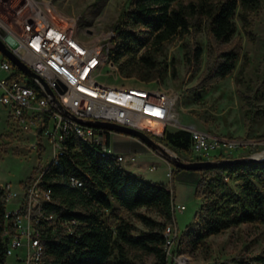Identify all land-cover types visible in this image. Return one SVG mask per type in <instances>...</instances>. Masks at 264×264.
I'll return each mask as SVG.
<instances>
[{"label":"trees","instance_id":"16d2710c","mask_svg":"<svg viewBox=\"0 0 264 264\" xmlns=\"http://www.w3.org/2000/svg\"><path fill=\"white\" fill-rule=\"evenodd\" d=\"M260 6L261 0H136L120 13L113 25L110 42L114 47L110 57L125 77L134 76L142 82L161 81L169 72L175 78V58L169 62L165 58L160 60L165 44L174 36L204 31L207 61L195 87L204 90L236 68L240 43L219 51L216 47L231 41L237 33L235 17L239 18L246 37L255 42L249 14ZM182 46L184 66L196 74L201 68L202 43L195 40L183 42ZM261 94L256 88L251 96H244L242 110L247 126L263 113L256 108ZM149 135L187 156V160L201 159L192 155L188 130L166 127L161 135ZM236 156L243 155L224 158ZM174 170L179 168L170 171L171 181ZM198 171L200 178L194 192L200 203L193 226L183 231L192 247L204 244L210 235L231 226L264 223V160L222 164ZM68 174L80 177L84 185L68 184ZM231 181H235L236 187L231 186ZM41 186L51 191L50 200L41 201L43 210L79 221L73 234L42 229L45 246L42 264H146L147 256H152V264H168L163 230L174 221L172 187L126 171L121 162L102 156L93 143H80L78 149L63 156L58 164L49 166L43 173ZM6 203V190L0 185V264H6V244L15 232L13 222L23 212L22 206L17 213L6 217ZM141 207L155 209L161 219L139 211ZM129 216L143 228L139 229ZM207 264H264V253Z\"/></svg>","mask_w":264,"mask_h":264},{"label":"built area","instance_id":"2783aa9c","mask_svg":"<svg viewBox=\"0 0 264 264\" xmlns=\"http://www.w3.org/2000/svg\"><path fill=\"white\" fill-rule=\"evenodd\" d=\"M0 2L10 4L6 0ZM17 2L15 7H6L4 16L0 14V36L9 33L16 39L13 52L38 77L21 71L0 51V70L7 73L0 76V105L7 108L15 132L28 140L26 145L39 155L48 151L50 161L33 172L19 192L12 190L9 182L0 183L6 190V201L21 195L18 208L7 210L5 216L17 213L23 206V212L14 219L15 232L8 238L5 256L6 264H42V229L73 234L79 224L76 218L42 209V199L50 200L51 196L50 189L41 186L43 173L78 149L80 143H93L102 156L119 162L126 157L110 145V135L116 131L82 124L75 117L109 121L161 135L174 120L176 97L167 88L159 87L158 80L141 85L112 81L121 73L110 57L114 47L110 39L105 44L90 43L57 25L36 0ZM190 132L192 155L201 159L235 156L234 152L264 144V140L224 137L200 129ZM253 155L262 157L264 150ZM130 159L135 157L131 155ZM66 181L73 187L84 185L75 174H68ZM176 209L182 210L184 205L174 204L173 211ZM163 234L168 259L179 235L174 221L165 226ZM178 264L188 263L183 258Z\"/></svg>","mask_w":264,"mask_h":264},{"label":"rangeland","instance_id":"374dc122","mask_svg":"<svg viewBox=\"0 0 264 264\" xmlns=\"http://www.w3.org/2000/svg\"><path fill=\"white\" fill-rule=\"evenodd\" d=\"M8 5L15 7L19 0H6ZM136 0H36L38 5L62 27L68 28L75 36L83 38L90 43L105 44L111 38L113 25L120 13L129 8ZM0 2V14L4 16L6 7ZM237 33L227 43L218 44L217 50L232 47L236 42L241 45L240 57L236 68L225 78L218 79L204 90H196L203 69L207 61V36L204 31L188 33L183 37L174 36L166 44L160 60L169 62L175 58L177 75L171 77L169 72L157 85L167 88L176 97L174 104V120L168 129L205 130L211 134L224 137L242 139L264 140V0L257 11L250 12V28L256 36L255 42L246 37L241 28L239 18H234ZM199 41L202 43L203 54L201 68L196 74L187 71L183 62V42ZM245 54V56H244ZM248 58V61L245 60ZM7 73L0 70V76ZM116 83L126 85H141L134 76L125 77L122 74L115 80ZM259 88L261 96L256 101V108L263 113L256 115L252 123L247 126L244 120L242 104L245 95H252ZM7 108L0 105V183L9 182L12 190L20 191L22 182L37 169L44 168L50 161L49 152L39 155L26 145L28 140L15 132L9 122ZM151 124H154L151 122ZM165 127V128H166ZM117 133V132H116ZM123 134V133H119ZM115 136V135H114ZM114 138V137H113ZM114 144V140H112ZM112 145V144H111ZM182 159L187 156L172 150ZM264 150L263 145H256L252 149H242L234 155H252ZM125 159L121 161L122 167L136 175H141L134 165L143 164L142 178L161 182L172 187L174 191V204H183L184 209L174 211L173 220L178 230L176 242L171 247L168 264H178L179 259H186L188 264H207L215 260H223L246 254L264 253V223H240L231 226L218 234L210 235L204 244L192 247L183 232L187 226H193L194 215L199 206L200 198L195 195V185L200 177L197 170H174L173 180L166 175L165 162L141 151L125 152ZM133 155L135 160H131ZM41 157V158H40ZM206 159V158H205ZM156 166L148 171L151 164ZM174 169V167H172ZM231 186L236 187L235 181ZM21 195L12 196L6 203V210L15 211L18 208ZM139 211L161 219L160 214L153 208L141 207ZM123 215H127L122 211ZM130 217V216H129ZM135 225L141 229L143 226L135 218L130 217ZM180 240L182 242L180 243ZM11 259V258H9ZM152 256L145 258L146 264H152Z\"/></svg>","mask_w":264,"mask_h":264},{"label":"water","instance_id":"95a60500","mask_svg":"<svg viewBox=\"0 0 264 264\" xmlns=\"http://www.w3.org/2000/svg\"><path fill=\"white\" fill-rule=\"evenodd\" d=\"M17 46L16 39L9 33H5L3 37L0 36V51L5 54V56L21 71L26 73L31 77H38V75L33 72L28 65L21 60L14 52L13 48ZM50 92V90H49ZM77 121L82 124L92 125L95 127H104L110 130H114L118 133L127 134L130 136H134L139 140L143 141L151 148L159 151L163 156H165L174 167L185 170H202L208 167H216L222 164H238L247 161H263L264 156H256V155H247V156H236L232 158H224V159H194V160H184L179 155L174 153L173 151H169L168 147L161 144L153 137H151L146 132L124 125H119L109 121H100V120H90V119H82L75 117Z\"/></svg>","mask_w":264,"mask_h":264},{"label":"crops","instance_id":"0c3cea01","mask_svg":"<svg viewBox=\"0 0 264 264\" xmlns=\"http://www.w3.org/2000/svg\"><path fill=\"white\" fill-rule=\"evenodd\" d=\"M139 82L143 83L140 80H139ZM112 140H114V144L112 143ZM109 141H110V145L112 144L111 146L115 151L122 152V153L131 152V151H141V152H144L147 155H150L154 158H158V159L163 160L165 162V167L167 166L166 175H168V176H169L170 171L172 170V167H174L172 165V163L165 156H163L159 151L151 148L149 145H147L146 143H144L143 141L139 140L138 138H136L134 136H130L127 134H119L118 132L117 133L114 132L110 135ZM151 166H155V165L153 163L151 165H149L147 167L148 171H153V169H151ZM143 167L144 166L141 162L134 165V168L136 170H138V172H140L141 177L143 175V173H141V172H143V170H142ZM155 168H156V166H155ZM130 172L135 174L133 171H130ZM199 175H200V172H199Z\"/></svg>","mask_w":264,"mask_h":264},{"label":"bare ground","instance_id":"6f19581e","mask_svg":"<svg viewBox=\"0 0 264 264\" xmlns=\"http://www.w3.org/2000/svg\"><path fill=\"white\" fill-rule=\"evenodd\" d=\"M151 122L155 124V122H153V121H149L150 124H151Z\"/></svg>","mask_w":264,"mask_h":264}]
</instances>
